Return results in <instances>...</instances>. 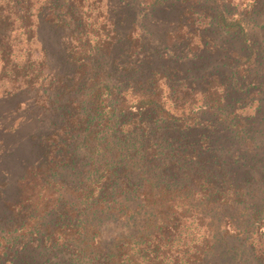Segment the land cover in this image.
Listing matches in <instances>:
<instances>
[{
  "label": "rangeland",
  "instance_id": "374dc122",
  "mask_svg": "<svg viewBox=\"0 0 264 264\" xmlns=\"http://www.w3.org/2000/svg\"><path fill=\"white\" fill-rule=\"evenodd\" d=\"M220 1L227 16L242 21L248 29L253 60H244L251 52L242 35L220 30L211 9L214 4L197 0H170L154 10L150 0H87L82 25L75 31L78 35L73 42L109 46L113 41V23L119 20L121 30L128 34L125 42L143 46L140 58L135 49L128 58L120 53L116 59L128 70L141 67L140 62L136 66L134 62L143 59L145 69L129 70L133 77L150 76L167 111L176 116L185 111L187 116L192 114L196 118L192 128L184 130L158 114H150L143 126L151 134L152 147L159 154L155 152L147 170L154 172L160 168L163 176L173 172L184 184L189 172H196L197 176L222 175L225 165L233 191L229 190L230 203L220 210L213 206L206 211L217 225L214 251L205 258L206 263L264 264V0ZM47 26L41 29V43L54 53L53 61L60 65L69 35ZM35 46L42 57L39 52L42 45ZM61 68L66 69L64 64ZM37 99L33 93L11 98L0 95V264H108V256L84 252L81 241L61 243L51 234L54 223L60 220L58 217L69 218L66 205L77 200L63 197L58 208L46 214L33 230L20 227L22 218L17 222L22 198L31 194L43 198L48 193L45 189L39 191L40 187L29 180L26 184L20 181L30 164L42 161L34 135L49 130L57 121L54 113L42 108L43 99ZM128 118L118 119V123L131 122ZM59 119L57 122L61 123ZM135 133L140 140L141 127H136ZM181 135L190 138L192 146L187 152L195 151L204 158L199 160L214 163L196 160L192 171H187V166L183 172L175 169V152L186 148L182 146ZM152 149L144 150V156L152 155ZM75 156L72 164L67 163L57 173L64 172L58 179L63 180L65 187L91 184V179L79 169V164H86L84 154ZM55 162L63 164L65 160ZM131 178L138 184L142 181L138 171L132 172ZM204 187L202 184L201 188ZM242 189L244 195L235 197ZM102 224L107 245L116 233L132 230L117 224L109 215ZM209 231L194 219L187 222L183 237L187 245L181 244V250H186L185 259L194 255Z\"/></svg>",
  "mask_w": 264,
  "mask_h": 264
},
{
  "label": "trees",
  "instance_id": "16d2710c",
  "mask_svg": "<svg viewBox=\"0 0 264 264\" xmlns=\"http://www.w3.org/2000/svg\"><path fill=\"white\" fill-rule=\"evenodd\" d=\"M86 1L0 0V95L11 98L33 93L38 101L43 99L42 108L61 121L34 135L42 151V161L30 164L20 181L26 184L29 180L30 184L40 187L39 191L45 189L48 193L43 198L34 194L22 198L18 203L21 208L17 222L22 218L20 227L37 228L46 214L58 208L60 200L66 197L77 202H67L69 218L58 217L60 220L51 228L57 242L79 240L84 252L108 256V264H207L205 258L214 251L217 225L206 211L213 206L220 210L230 203L227 202L229 190L233 191L226 166H222V175L197 176L196 172H189L184 184H180L179 176H173V172L163 176L160 168L154 172L147 170L149 162L155 159V152L159 154L152 147L151 134L143 126L150 114H158L184 130L192 128L196 118L192 114L187 116L185 111L179 116L167 111L150 76L133 77L130 72L145 69L143 59H139L144 50L141 44L133 46L125 42L128 34L121 30L119 20L113 23V41L109 46L92 47L73 42L78 35L75 31L82 25ZM150 1L154 10L170 0ZM197 2L214 4L211 9L220 30L242 35L251 52L244 60H253L249 32L243 22L229 18L220 0ZM47 25L69 35L60 65L54 63V53L41 43L40 32ZM35 44L42 45L39 51L42 57L38 56ZM135 49L139 58L134 64L140 62L141 67L129 72L116 56L121 53L123 58H128ZM63 64L66 69L61 68ZM127 117L131 122L118 123V119ZM136 127H141L143 132L140 140L135 137ZM180 138L186 148L175 152V169L183 172L187 166V171H192L196 160L214 163L199 160L204 158L195 151L187 152L192 146L190 138L186 139L185 135ZM130 142L132 146L128 147ZM147 149H152L153 154L145 157L143 151ZM80 153L84 154L86 164H79V169L91 179V184L65 187L63 180L58 179L64 172L57 173L67 163L72 164L75 155ZM62 158L63 164L55 162ZM134 171L139 172L140 184L131 178ZM202 184L206 187L201 188ZM244 192L242 189L234 195L238 198ZM107 215L117 224L132 229L116 233L110 245L106 244L102 229V220ZM190 219L210 231L194 255H187L185 259L186 250H181V244L187 245L183 237Z\"/></svg>",
  "mask_w": 264,
  "mask_h": 264
}]
</instances>
